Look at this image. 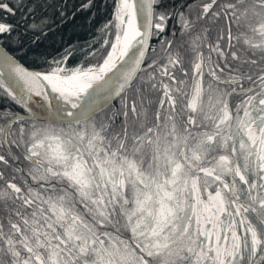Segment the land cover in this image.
<instances>
[{"label":"snow or ice","instance_id":"snow-or-ice-1","mask_svg":"<svg viewBox=\"0 0 264 264\" xmlns=\"http://www.w3.org/2000/svg\"><path fill=\"white\" fill-rule=\"evenodd\" d=\"M0 264H264V0H0Z\"/></svg>","mask_w":264,"mask_h":264},{"label":"trees","instance_id":"trees-1","mask_svg":"<svg viewBox=\"0 0 264 264\" xmlns=\"http://www.w3.org/2000/svg\"><path fill=\"white\" fill-rule=\"evenodd\" d=\"M54 3H62L64 0H53ZM99 3V0H95ZM180 2V0H169V3ZM80 0H67L69 9L74 6H78ZM100 13H97V21L99 20ZM89 14L87 12L78 13L75 20L72 23L66 24L62 29L60 36L57 38V42L53 47L59 48L64 44L78 43L83 44L85 41H89L90 35H94V27L97 21L89 23Z\"/></svg>","mask_w":264,"mask_h":264}]
</instances>
